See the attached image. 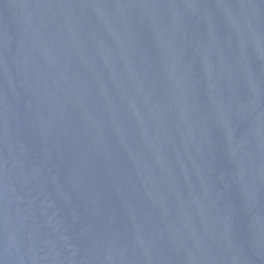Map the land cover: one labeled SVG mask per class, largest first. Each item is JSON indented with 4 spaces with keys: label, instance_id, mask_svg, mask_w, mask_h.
I'll list each match as a JSON object with an SVG mask.
<instances>
[{
    "label": "water",
    "instance_id": "95a60500",
    "mask_svg": "<svg viewBox=\"0 0 264 264\" xmlns=\"http://www.w3.org/2000/svg\"><path fill=\"white\" fill-rule=\"evenodd\" d=\"M0 264H264V0H0Z\"/></svg>",
    "mask_w": 264,
    "mask_h": 264
}]
</instances>
